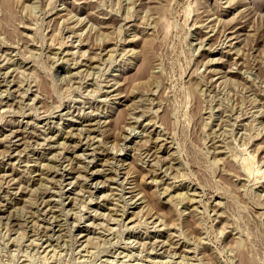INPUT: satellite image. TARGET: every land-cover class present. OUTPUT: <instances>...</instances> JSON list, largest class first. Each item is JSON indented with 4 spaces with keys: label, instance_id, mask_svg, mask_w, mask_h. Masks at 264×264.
<instances>
[{
    "label": "rangeland",
    "instance_id": "374dc122",
    "mask_svg": "<svg viewBox=\"0 0 264 264\" xmlns=\"http://www.w3.org/2000/svg\"><path fill=\"white\" fill-rule=\"evenodd\" d=\"M0 264H264V0H0Z\"/></svg>",
    "mask_w": 264,
    "mask_h": 264
}]
</instances>
